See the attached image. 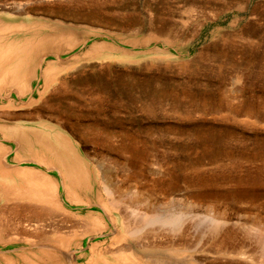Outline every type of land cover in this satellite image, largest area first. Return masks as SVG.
<instances>
[{
	"label": "rangeland",
	"instance_id": "rangeland-1",
	"mask_svg": "<svg viewBox=\"0 0 264 264\" xmlns=\"http://www.w3.org/2000/svg\"><path fill=\"white\" fill-rule=\"evenodd\" d=\"M19 56L0 264H264V0H0Z\"/></svg>",
	"mask_w": 264,
	"mask_h": 264
},
{
	"label": "bare ground",
	"instance_id": "bare-ground-1",
	"mask_svg": "<svg viewBox=\"0 0 264 264\" xmlns=\"http://www.w3.org/2000/svg\"><path fill=\"white\" fill-rule=\"evenodd\" d=\"M30 64H33V60L31 58V56H29L28 58L26 57L25 59L22 58L21 56L18 57V59L16 61L12 60L10 61L9 63H6V65H3V66H0V82H4L6 81L7 78H15L17 76H20L21 73L25 74L28 69H29V65ZM44 186V185H43ZM42 186V187H43ZM46 186V185H45ZM40 195H42L44 197V199L46 198H50L49 195H51V191L49 189H46L45 187L44 188H40ZM53 192V191H52ZM38 193V192H37ZM20 195V192L16 193L14 196H19ZM46 202H48V200H46ZM53 203V202H52ZM140 230H136L133 231L132 233L134 235H139L140 233ZM142 234V232H141ZM132 251L131 247H123V248H120V250L118 251H122V252H125V251ZM135 252V251H134ZM131 255H135L133 254L132 252H130ZM136 253V252H135ZM128 255V253H127ZM133 257V256H132ZM136 257V256H135ZM134 259V257L132 258V260ZM139 261V259L137 260ZM141 261V260H140ZM143 261V260H142ZM129 262V261H128ZM136 261L134 260L132 264H134ZM144 262V261H143ZM141 262V263H143ZM139 262H137L138 264ZM145 263V262H144ZM128 264V263H127ZM131 264V263H129Z\"/></svg>",
	"mask_w": 264,
	"mask_h": 264
}]
</instances>
